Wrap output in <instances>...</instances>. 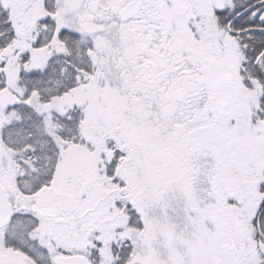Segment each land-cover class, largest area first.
I'll return each instance as SVG.
<instances>
[{"label": "snow or ice", "instance_id": "obj_1", "mask_svg": "<svg viewBox=\"0 0 264 264\" xmlns=\"http://www.w3.org/2000/svg\"><path fill=\"white\" fill-rule=\"evenodd\" d=\"M0 264H264V0H0Z\"/></svg>", "mask_w": 264, "mask_h": 264}]
</instances>
